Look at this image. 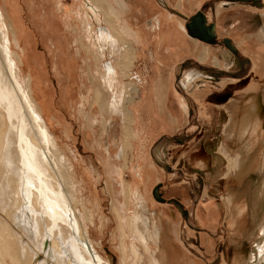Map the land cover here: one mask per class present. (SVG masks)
I'll return each instance as SVG.
<instances>
[{
  "label": "rangeland",
  "instance_id": "obj_1",
  "mask_svg": "<svg viewBox=\"0 0 264 264\" xmlns=\"http://www.w3.org/2000/svg\"><path fill=\"white\" fill-rule=\"evenodd\" d=\"M19 1L23 6L18 18L19 25L24 30L21 38L23 50L15 46L14 49L25 61H27L25 57L27 56L29 61L36 62L37 72L45 80L43 88L39 92L41 101L51 104L45 114V119L65 155L66 164L71 170V179L76 183H74V187L78 199L77 207L84 218L86 215L89 216V221H85L86 224L88 223L86 226L102 255L112 264H133L134 262L135 256L131 246L134 237L128 235V228V234L125 235L126 237L123 236L119 228L120 221L113 206L114 203L120 205V211L124 218L122 220L127 226V220L137 212V209L135 196L126 197L124 182L132 186L141 184L139 172L145 179L147 178L145 172L142 171L144 165L138 158L147 153L157 170L161 172V174L154 173L155 178L152 182L153 202H150L152 216L158 214L159 220L160 217L166 220L167 215L172 218L175 215L178 217L176 220L174 219V229L181 240L173 238L174 232L165 223L164 235L168 238L170 245L175 247L174 256L170 255L169 257V253H167L168 260L171 259L168 263H175L179 257L183 264H195V260L196 264H234V262L237 264L233 258L236 257L238 251L243 253L246 249L252 250L255 246L254 241L258 237L255 235L256 240H249L250 238L243 235V230L237 231V233L238 229L233 230L234 227L229 223L228 198L231 192L230 188L224 185V180L228 171V162L234 158V154L229 152V148L234 144L232 131L228 126L231 124L229 117L225 115V118L220 120L226 112V108L229 111L232 107L225 106L229 93L221 97L220 101L223 103L218 102L221 104L219 106L213 104L211 100L225 92L234 94L236 98L247 99H250L253 94L264 93V49L262 51L255 50L264 47V0H260L262 6H256L251 2H232L230 0H164L166 2L162 0H129L136 6L140 25L149 21L148 18L164 12L172 13L174 20L186 24L190 16L198 10L204 11L209 15V22L219 24L220 30L218 42L209 45L207 63H200V66L215 67V58L218 57L223 61L222 57L226 54V60H229L230 64L223 66L221 70L230 73L214 77L208 70H206L207 73L204 72L205 70L200 66L189 68L187 65H184L185 67L182 66L183 64L180 65L175 73L179 76H176L178 79H175L176 86L174 87L178 93L183 95L188 104L186 118L180 123V126L183 127L177 129L176 132L174 129L154 128L150 136L146 137L144 134L141 136L142 138H132L130 140L131 148L125 147V154L122 151L125 144L123 118L119 111L116 113L111 111L113 97L108 96L112 91L111 84L116 85L117 83V74L125 85L137 80L139 82L141 78L144 81L145 76H149L145 67L147 61L140 59L139 51L137 54L139 61L135 62L130 70H125V73L120 72L116 61L121 57V52L117 50L114 53L109 47L108 53L102 57V61L96 63L94 55L90 53H93L92 50H96L98 45L96 46L93 42L96 39L91 37L90 27L97 22H92L91 25L85 24L87 18L83 13V0H32V6L29 4V0ZM103 2L107 5L105 0ZM0 3L3 6L2 0ZM222 3L224 5L217 12L218 5ZM3 7H1L2 10ZM182 14L188 18H184ZM116 24L120 27L119 20L116 21ZM98 29L97 25L95 32ZM158 30H160L159 25L154 31ZM225 38L231 39L236 45L238 58L224 44L223 39ZM193 39L189 38L191 41L189 49L187 50L188 45L183 48V52L177 56L180 58L176 61L182 62L189 59L195 62L199 59L204 51L202 47L204 42L196 43ZM132 43L134 44V42ZM151 51V49L147 50L148 58H150ZM244 59H252L253 62L245 61L243 65H239L238 61ZM66 62L70 64L71 70L68 69L69 65ZM90 64L93 73L99 76L104 75L106 83L110 85L108 89H104L106 94L99 101L95 99L96 90L91 81ZM97 65L101 69L99 70L101 74H98ZM18 66L21 79L25 77L27 79L29 68L21 63ZM254 68L260 71L259 81L256 84H248L249 78L247 79V77ZM194 69H198V72L204 74L197 79L195 87L190 89L191 91L194 89V95L198 101L201 100L199 102L206 106L207 115H204L203 118L199 113V106L193 97V92H187L181 85L183 73L197 71ZM64 72L73 74V82L65 81ZM205 76L208 78L206 79ZM243 80L244 84L235 87L231 85L232 82H242ZM212 81L215 85H212ZM102 83L105 82L102 80ZM141 86L140 84V88ZM199 90L201 92L197 93ZM211 90H214V93ZM84 96H86V100L83 99ZM106 97L108 98L107 111H103V107L100 105ZM193 101L196 102V105ZM174 107L178 110L179 104L176 103ZM209 143L214 146L216 144L217 151L223 152L224 161L211 167L202 168L199 166V161L210 155L207 148ZM215 155L218 156V154ZM251 172L243 179L241 185L232 183V187L238 192L239 190L246 192V196L240 199L241 203L242 200H247V202L243 201L244 208L246 206L243 216L246 229L252 228L251 215L248 214L251 209L252 192L258 182L256 171ZM107 183L111 184V187L108 185L111 189L107 188ZM159 183H162L159 191L161 196L166 199L165 202L154 197V188ZM183 190L185 194L182 192ZM171 199L178 200L186 213L180 210L174 202H168ZM1 213L3 216L6 215ZM200 217L205 219L204 223L200 221ZM205 235L211 242L205 240L203 243L201 242ZM169 236H173L172 239ZM122 244L125 245V249ZM137 244L141 250L140 259L137 261L141 264H151L153 251L158 253L162 264H167L156 244L150 250L138 242ZM124 251H127L126 254Z\"/></svg>",
  "mask_w": 264,
  "mask_h": 264
},
{
  "label": "bare ground",
  "instance_id": "obj_2",
  "mask_svg": "<svg viewBox=\"0 0 264 264\" xmlns=\"http://www.w3.org/2000/svg\"><path fill=\"white\" fill-rule=\"evenodd\" d=\"M103 1H82L83 13L87 18L85 24L97 22L91 25L90 29L91 37L96 39L93 42L98 47L90 54L94 55L98 63L108 53L109 47L114 53L120 51L121 57L116 61V65L120 72L125 73V70H130L137 62V46L143 40L136 6L129 0H105L107 5ZM2 2L4 7L1 3L0 6L4 11L0 7V264H112L102 255L91 238L89 228L86 226L88 223L85 222L89 216L84 213L86 215L84 218L77 207L78 199L75 182L71 179V170L66 164L65 155L55 134L46 122L45 114L51 104L42 102L39 97L45 80L37 72L35 67L37 63L29 61L27 56L25 61L14 49L15 46L23 50L21 38L24 30L18 21L23 10L22 3L19 0ZM29 4L32 6L33 1L29 0ZM223 5L224 3L218 5L217 12ZM117 20L120 21V27L116 24ZM97 25L99 29L95 32ZM182 27L186 28L183 24ZM232 44L234 45L233 42ZM68 62H66L69 65L68 69L71 70ZM19 63L29 68L27 79L26 77L21 79ZM219 63L221 64L220 61ZM97 67L98 71L101 70L99 65ZM89 68L91 81L96 90L95 99L99 101L106 94L104 89H108L110 85L106 83L100 71L98 74L101 76L93 73L91 64ZM259 72L256 68L253 69L247 77L248 84H256L259 81ZM63 75L65 81L73 82V74L64 72ZM118 76L119 74L116 75V85L111 84L112 94L110 93L108 97H113L111 111L115 113L119 111L123 118L125 144L122 151L125 154V147L131 148L132 138H142L141 136L151 129L145 128L142 119L139 117L138 122L136 117V112L141 107L138 104V97L143 90V87L140 88V81L125 85ZM184 76L185 88L190 90L195 86L196 77L199 75L187 72ZM244 82V80L232 82L231 85L235 87ZM229 97L225 106L232 108L229 111L226 108L220 120L222 121L225 115L229 117L231 124L228 126L232 131L234 144L229 148L234 158L228 162L224 180V185L230 188L231 192L228 198L229 223L234 227L233 230L238 229L236 232L243 230V235L250 238L249 240H256L255 235L258 237L252 250L246 249L243 253L238 251L233 260L237 264H264V93L253 94L250 99L236 98L234 94ZM83 99L86 100V96ZM105 99L100 105L103 111H107L108 98L107 101ZM183 101L181 99L185 113L187 107ZM207 148L210 155L199 161L200 167H211L224 161L223 152L217 151L216 144L214 146L209 143ZM138 158L144 165L142 171L147 175L145 179L140 172L138 173L140 183L145 189L143 190L141 184L132 186L124 182L126 197L134 195L136 198L137 212L129 217L125 226L121 207L114 203V211L120 221L119 228L123 236L128 234V228V235L134 237L131 245L135 256L133 264H141L137 261L141 254L137 242L147 250L156 244L164 261L170 264L168 261L171 259L168 260L167 253L169 257L174 256L175 247L170 245L164 235L165 223L174 232L172 237L181 240L174 229V219L178 217L175 215L172 218L167 215L166 220L163 217L159 220L158 214L152 216L150 207V202H153L152 182L155 178L154 173L161 172L157 170L147 153ZM253 170L256 171L258 182L255 187L253 186L251 209L248 214L251 215L252 228L246 229L243 218L246 210L243 204L245 199L240 202V199L246 196V192L240 190L238 192L232 187V183L241 185L243 179ZM108 185L109 183L107 188L111 184ZM184 190L182 192L185 194ZM1 212L6 215L3 216ZM199 219L204 223L203 217ZM204 240L211 242L206 235L202 237L201 242ZM122 247L125 249L124 244ZM127 251H124V254ZM179 259L177 257L176 262L172 264H183L182 259L181 261ZM151 264H162L156 251L151 254Z\"/></svg>",
  "mask_w": 264,
  "mask_h": 264
},
{
  "label": "crops",
  "instance_id": "obj_3",
  "mask_svg": "<svg viewBox=\"0 0 264 264\" xmlns=\"http://www.w3.org/2000/svg\"><path fill=\"white\" fill-rule=\"evenodd\" d=\"M207 18L209 21V15H207ZM147 20L149 21H146L143 24L144 26L140 25L141 27L140 32H142L143 40H142V43H140L137 46L138 48L137 54L140 51V59L147 61V64L145 67L147 68L146 72H148L147 74L149 75L148 76L149 78L145 76L144 81H143V78H141L140 80V84L142 85L141 87H143V90L141 91L138 97V104H140L141 107L139 108L140 110L136 112L137 121L139 122L141 118L143 123H145V128L151 129L150 132H146V137L147 135L150 136L152 134V132L154 131V128H159V129L166 128V129H172V130L174 129V132H176L177 129L183 127V126H180V123L182 122L184 118H186L185 116L187 115V112H188V104L185 98L183 97V95L178 93V91L174 87L176 86L175 84V79L177 78L176 76H179L178 74L175 75V73L176 71H178L177 68H180L179 66L182 64H183L182 65L183 67L187 65V67L189 68H191L192 66L196 68L200 66V63L202 64L207 63L208 52H209L208 50L210 49L209 44L202 43V47L204 51L201 53L197 61L195 60V62H193L187 59L185 61L178 62L176 60L179 59L180 57H177V56H179V54L183 52L182 49L185 48L187 45H188L187 50L189 49V45L191 43L189 38L193 39V37L188 35L186 28L182 27V24L185 26V23L174 20L172 13L166 14V12L156 17L154 16V17L148 18ZM157 25L160 26V30L154 31ZM218 25L219 24L216 23V32L219 35L220 25L219 27ZM221 27H223L222 24H221ZM193 40H195L196 43L200 42V40L196 38H194ZM196 45L199 46V44H196ZM241 47L244 48L243 46ZM148 49L152 50L150 53V58H148V55H147ZM263 49L264 47H259L255 50L262 51ZM226 52L229 53V51L227 50ZM202 56L204 58L201 59ZM217 59H218V62H216ZM222 59L223 61H221V59L218 57L215 58V67H212V68L211 67L204 68L202 66L200 67H202L205 70L204 72H206V70H208L209 73L212 72L215 77L216 76L215 74H217L218 70H220L223 66H228L230 64L229 60H226V54L223 55ZM138 61H139V56H138L137 62ZM219 61L221 62V64L219 63ZM238 63L239 65H241L239 61ZM194 70H197V71H189V73L193 72L195 75H199L196 77V79H199V77L201 78L202 75L204 76L203 73L198 72L199 71L198 69H194ZM184 77L185 76L183 73L182 80H181L182 87L187 92H190V93L193 92L192 94L194 95V89L193 91H191L185 88V85L183 82ZM205 78L207 79L208 77L205 76ZM213 84L215 85L214 81H212V85ZM211 91L214 93V90H211ZM198 92L200 93L201 91L199 90L197 91V93ZM224 94H228V96L232 95V93L230 92H225V93H222L218 97L215 96L214 98H212L211 102L215 104L216 106L221 105L220 103L218 104V102H221L220 99ZM193 97L196 99L198 103L197 105H199L198 107L199 113L202 115V118H203L204 117L203 115L205 116L207 115L206 108H205L206 106L204 105V103L202 104L201 102H199L201 100L198 101V98L196 97V95H194ZM181 99L182 101L183 100L185 101L183 102L185 103L187 107V110L185 113L182 108ZM191 99L193 100V98ZM193 102L196 105V102L195 101ZM176 103L179 104L178 110L175 109L174 107Z\"/></svg>",
  "mask_w": 264,
  "mask_h": 264
},
{
  "label": "water",
  "instance_id": "obj_4",
  "mask_svg": "<svg viewBox=\"0 0 264 264\" xmlns=\"http://www.w3.org/2000/svg\"><path fill=\"white\" fill-rule=\"evenodd\" d=\"M233 1H240V2H245V3H253L256 6H262V2L260 0H233ZM182 16L184 18H188L186 15ZM187 32L190 36L197 38L207 44L213 45L216 44L218 42V38H217V34L215 31V23L214 22H209L207 15L204 13V11L202 10H198L195 14H193L192 16H190V18L188 19V22H186L185 24ZM224 44L235 54V56L238 58V49L232 44V40L229 38H225L223 39ZM250 62L248 59H244V60H240V64L243 65V62ZM226 73H230L229 71L226 70H218L216 77H218L221 74H226ZM211 75L214 76V74L212 72H210ZM154 197L161 201V202H165L166 199L163 198L161 196V193L159 192V186H157L154 189ZM168 202H174L175 204L178 205V207L180 208V210H182L183 212L186 213V211L183 209V205L175 199H171L168 200Z\"/></svg>",
  "mask_w": 264,
  "mask_h": 264
},
{
  "label": "flooded vegetation",
  "instance_id": "obj_5",
  "mask_svg": "<svg viewBox=\"0 0 264 264\" xmlns=\"http://www.w3.org/2000/svg\"><path fill=\"white\" fill-rule=\"evenodd\" d=\"M157 186H159V190H160V187H162V183H159ZM156 186V187H157ZM155 189V188H154ZM160 192V191H159ZM161 193V192H160Z\"/></svg>",
  "mask_w": 264,
  "mask_h": 264
}]
</instances>
